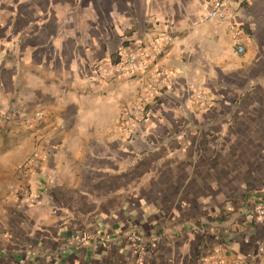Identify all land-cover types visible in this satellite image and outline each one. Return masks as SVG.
Listing matches in <instances>:
<instances>
[{
  "label": "crops",
  "instance_id": "0c3cea01",
  "mask_svg": "<svg viewBox=\"0 0 264 264\" xmlns=\"http://www.w3.org/2000/svg\"><path fill=\"white\" fill-rule=\"evenodd\" d=\"M207 7L0 0V264H264V0ZM157 23L171 76L126 137L146 78L92 67Z\"/></svg>",
  "mask_w": 264,
  "mask_h": 264
},
{
  "label": "built area",
  "instance_id": "2783aa9c",
  "mask_svg": "<svg viewBox=\"0 0 264 264\" xmlns=\"http://www.w3.org/2000/svg\"><path fill=\"white\" fill-rule=\"evenodd\" d=\"M233 0H208V7L203 21L212 23L216 21H225L228 17L229 7ZM228 29L234 35L239 34V29L234 22L227 25ZM154 37L135 42L121 49L114 59L98 60L93 64V76L98 79L106 80L114 77L125 78H146L145 84L141 86L135 94L131 103L125 106L120 113L119 128L121 133L129 137L133 133V126L140 122L147 121L149 108L155 102L160 91L166 87L170 74L167 69L158 64L160 57L165 53L166 46L173 41L171 34L164 31L161 24H155ZM236 51L242 52L243 47L234 42ZM202 102H206L207 97L199 92L195 94ZM35 165V160L30 158L25 164ZM24 196H28L24 193ZM257 216L264 218V201L255 206ZM75 241H83L85 238L73 237ZM134 240V238H133ZM122 264H138L134 261H125ZM212 264H225L221 261ZM234 264H242L240 261Z\"/></svg>",
  "mask_w": 264,
  "mask_h": 264
}]
</instances>
